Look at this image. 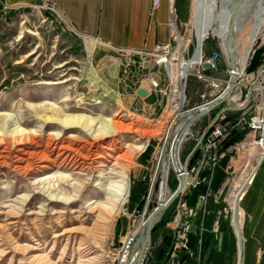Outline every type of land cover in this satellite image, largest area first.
<instances>
[{
	"label": "rangeland",
	"instance_id": "rangeland-1",
	"mask_svg": "<svg viewBox=\"0 0 264 264\" xmlns=\"http://www.w3.org/2000/svg\"><path fill=\"white\" fill-rule=\"evenodd\" d=\"M195 11L191 0L186 21L181 23L176 17L184 59H192L199 46ZM90 39L75 33L52 12L43 11L40 16L0 5V264H118L125 240L148 214L157 160L174 126L186 111L223 93L233 71L213 33L203 42V50L205 54L219 53L222 66L218 71H206V77H200L195 64L185 80L179 79L182 53H173L170 74L174 83L168 91L165 117L149 118L122 101L112 85L114 63L127 51L110 50ZM244 40L237 38L241 50ZM263 59L264 30L252 46L239 82H252L251 76H257ZM146 61L153 62L150 57ZM182 87L186 94L183 104L178 96ZM245 92L244 88L234 90L229 99L190 127L181 148V160L188 163V171L195 166L198 140L223 109L245 106ZM237 112L223 114L235 119ZM79 115L95 119L91 129H68L59 122ZM114 121L123 126L118 132L93 140L96 133L114 130ZM67 136L79 142L70 143ZM70 144L73 148L67 146ZM241 144L234 145L231 152L228 192L237 177L235 162L242 156L250 161L248 168L240 169L242 183L261 158L258 143ZM118 157L128 168L124 175L113 167ZM110 172L116 176L110 178ZM193 175L191 171L188 179ZM125 182L128 188L123 199L111 205ZM177 186V172L172 169L167 198ZM101 190L105 191L102 196L98 194ZM95 201L103 205L94 208L96 204H91ZM178 202L155 224L147 264H168L166 258L159 261L156 256L165 237L171 235L169 225L176 218Z\"/></svg>",
	"mask_w": 264,
	"mask_h": 264
},
{
	"label": "crops",
	"instance_id": "crops-1",
	"mask_svg": "<svg viewBox=\"0 0 264 264\" xmlns=\"http://www.w3.org/2000/svg\"><path fill=\"white\" fill-rule=\"evenodd\" d=\"M46 1L49 0H0V5L3 9H27L31 13L32 7ZM55 1L59 17L75 33L97 40L114 51L151 52L157 45L168 43L170 8L184 23L191 7V0H162L159 7L154 6V0ZM125 53L127 55L122 54L120 61H115L114 72L108 70L113 73L112 85L118 96L141 115L154 119L165 117L169 102L165 92L171 89L173 79L162 66L147 62L138 53ZM128 60L136 64L127 71ZM140 89H145L147 94L140 95ZM207 130L198 140L194 175L178 198L176 218L169 225L171 237L176 233L183 236L171 241L166 261L168 264H264V157L254 167L236 213L232 208L233 216L230 201L234 188L228 192L226 185L233 146L257 144L259 135L255 130L237 132L244 134L242 140L226 146L227 138L218 150L207 152L203 145ZM249 163L244 156L235 162L233 166L238 177L233 187L239 181L240 169L248 168Z\"/></svg>",
	"mask_w": 264,
	"mask_h": 264
},
{
	"label": "bare ground",
	"instance_id": "bare-ground-1",
	"mask_svg": "<svg viewBox=\"0 0 264 264\" xmlns=\"http://www.w3.org/2000/svg\"><path fill=\"white\" fill-rule=\"evenodd\" d=\"M194 3L196 7L194 26L197 33L199 46L193 53L191 60H182V63H179V79L185 80L193 66L200 62L204 52L203 42L210 33H213L220 39V45L232 65V73L236 79H238L247 65L254 42L260 35H263L264 0H195ZM213 22H216L215 27L212 26ZM239 36L245 37L242 50L237 46V38ZM228 84L230 86L223 96L201 108L196 106L195 108L186 111V113L183 114L182 118L174 126L171 139L168 145L165 144L163 146L157 160L156 170L150 185L149 199L147 202V209H149L148 214L125 240V245L122 249V254L118 264L148 263V246L151 239L149 231L161 219L162 210L170 198H167V191L168 178L171 170L173 169L177 171L180 170L181 167H184V164L181 160V148L184 141L186 140L187 134H189L190 127L201 117L215 109L216 105H218L223 99H229L232 96V92L235 90L236 85L230 81H228ZM178 96L180 98V103L183 104L186 100L184 87L178 91ZM59 122H61L68 129L84 127L91 129L95 119L87 118L84 115L66 116L65 119ZM119 122H113L114 130H107V132L104 133H96L93 136V140L95 141L94 138L99 136H105L107 134L118 132L123 127ZM125 127L127 128V126ZM128 129H131V127H128ZM250 130H255L259 135L257 143L262 149V159L264 156V145H261L259 141H264V122H256L255 124L250 125ZM67 139H69L68 141H70V143L79 142V139L72 136H67ZM70 145L71 146H67L69 148H73V145ZM67 146L66 148H68ZM122 157L125 159L127 158V155ZM124 161L125 160H123V158L118 157L117 159L115 158V163L113 164L114 169L118 168L123 171V175L124 172H127L128 170ZM108 176L111 178L116 175L110 172L108 173ZM61 179H63L62 176H60V180ZM249 182L250 177L244 179L242 183L238 181L235 187H233L234 190L231 194V200L235 209V213L236 210H238L240 196L249 185ZM127 188V182L120 186L116 193V199L112 201L111 205L116 204L117 201L120 202L121 199H123ZM103 193H105V191H102L98 194L102 196ZM91 205L96 208L98 205H103V203L95 201L92 202ZM108 208L111 209L110 207Z\"/></svg>",
	"mask_w": 264,
	"mask_h": 264
},
{
	"label": "built area",
	"instance_id": "built-area-1",
	"mask_svg": "<svg viewBox=\"0 0 264 264\" xmlns=\"http://www.w3.org/2000/svg\"><path fill=\"white\" fill-rule=\"evenodd\" d=\"M162 3V0H154V6L159 7ZM43 11H49L53 14L59 16L58 7L55 0H49L44 2L42 5L34 6L31 8V13L34 15H42ZM169 25L171 27V37L170 41L166 44L157 45L155 49L151 52H141V51H131L127 50L128 52H134L138 54H144L145 57L142 56L144 60L147 58H151L153 60L154 65L162 66L168 73L171 78L170 68H171V61H172V54L173 53H182V38L180 36L179 30L176 25V16L175 11L173 8L169 10ZM182 60L189 61L191 60L190 57L184 59V55L182 53ZM264 61V59H263ZM208 63L210 64V69L206 70L203 68V64ZM136 64V61L131 60L127 63L126 68L127 71L129 70L130 66ZM198 74L200 77H206L205 72L211 71L216 72L218 71L221 66V58L218 52H213L211 54H205L203 52L200 62L197 63ZM252 77V82L249 84H242L237 82L235 86V90H242L245 89V103L247 101V94L251 92V102L249 107L246 108L245 111L235 119H229L227 114L220 115V117L215 121L211 126L208 128L206 132V141L204 147L207 149V152L211 149H219V145L222 141L226 140L232 133L234 132H246L250 131V125L255 124L256 122H264V62L262 64L261 69L259 70L257 76L254 75ZM216 80V78H213ZM224 92V91H223ZM168 94V92H165ZM243 97V92L240 94L239 98ZM242 105V104H241ZM243 107V106H242ZM261 145H264V141H259ZM264 157V156H263ZM214 159H217V154L214 155ZM194 170V169H193ZM188 171V175L191 171ZM183 234H178L177 238H182Z\"/></svg>",
	"mask_w": 264,
	"mask_h": 264
},
{
	"label": "water",
	"instance_id": "water-1",
	"mask_svg": "<svg viewBox=\"0 0 264 264\" xmlns=\"http://www.w3.org/2000/svg\"><path fill=\"white\" fill-rule=\"evenodd\" d=\"M203 68L208 70L210 69V64L208 63H204L203 64ZM237 80L236 77L233 75H231L230 77V82L234 85L237 84ZM229 84L227 86V88L224 90L223 93H221L220 95H218L215 99L209 101V102H205L201 105L198 106V108H201L203 106H205L206 104L208 103H212L214 102L215 100L219 99L221 96H223L225 94V92L227 91V89L229 88ZM139 94L142 95V96H145L147 94V91L145 89H140L139 90ZM251 97H252V94L251 92H248L247 94V101H246V104L244 107L240 108V107H235V108H225L222 110V112L220 113V115H222L223 113L227 112V111H243L244 109H246L247 107H249L250 105V102H251ZM226 99H223L218 105L222 104L223 102H225ZM216 105V107L218 106ZM215 107V108H216ZM195 108V107H194ZM190 110V109H189ZM220 115L217 116V119L220 117ZM216 119V120H217ZM190 158V157H189ZM177 177H178V186L177 188L175 189V191L171 194L169 200L167 201L166 205L164 206L163 210H162V215L164 214V212L180 197V195L183 193V191L185 190L186 186H187V182H188V163H185L184 164V167H181L180 170H177ZM155 228L153 227L150 231H149V234L151 235L152 234V231L154 230Z\"/></svg>",
	"mask_w": 264,
	"mask_h": 264
},
{
	"label": "trees",
	"instance_id": "trees-1",
	"mask_svg": "<svg viewBox=\"0 0 264 264\" xmlns=\"http://www.w3.org/2000/svg\"><path fill=\"white\" fill-rule=\"evenodd\" d=\"M240 112H237V115H239ZM247 132V131H246ZM244 137V134H238L237 132L232 133L228 138V144L226 146H229L231 144L236 143L237 141L242 140ZM171 246V235H168L165 237L163 244L159 248V251L157 252V259L159 261H163L166 258V254Z\"/></svg>",
	"mask_w": 264,
	"mask_h": 264
}]
</instances>
